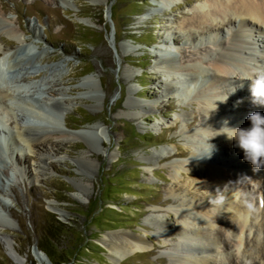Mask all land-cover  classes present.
Here are the masks:
<instances>
[{
	"label": "rangeland",
	"instance_id": "1",
	"mask_svg": "<svg viewBox=\"0 0 264 264\" xmlns=\"http://www.w3.org/2000/svg\"><path fill=\"white\" fill-rule=\"evenodd\" d=\"M206 2L0 0V47L10 50L9 62L17 61L12 57L17 51L20 62L38 72L18 83L12 81L14 73L25 71L9 69L10 85H27L0 102V264H53L39 249L43 246L55 264H175L185 256L173 248L179 237L174 231L161 236L157 225L184 226V209L207 206L214 191L201 181L207 165L236 174V189L247 194L243 206L255 212L243 232L221 224L232 242L228 249L218 240L221 258L264 264V200H259L264 167L245 161L232 140L227 145L215 137L225 121L229 127L248 126V115L264 114V105L252 103L249 76L240 70L233 78L225 75L221 87L212 83L215 71L207 69L213 76L200 78L188 92L177 78L186 72L176 70L175 76L168 67L208 65L230 52L220 46L241 28L239 20L231 30L212 27L211 35L202 30L195 41L185 35L186 22ZM2 28H13L22 39L12 40ZM251 30L238 55L256 75L264 71V50L257 41L264 35ZM166 84L176 87L165 93ZM52 91L65 102L67 128L46 124L35 136L46 139L27 148L18 133L26 109L22 102L41 106ZM211 98L220 104L210 111L219 115L207 112L204 102ZM226 110L233 113L223 119ZM62 130L82 134L72 140ZM209 144L214 146L210 156ZM168 152L177 155L163 158ZM125 232L149 239L153 250L114 258L103 239Z\"/></svg>",
	"mask_w": 264,
	"mask_h": 264
},
{
	"label": "bare ground",
	"instance_id": "2",
	"mask_svg": "<svg viewBox=\"0 0 264 264\" xmlns=\"http://www.w3.org/2000/svg\"><path fill=\"white\" fill-rule=\"evenodd\" d=\"M238 20H239V24L241 25V28L231 33V39H230L231 41H229L228 44L225 43L224 45L220 46L223 47L225 51L228 52L229 50L230 52L225 53L223 56L220 55V57L217 58L218 60L212 61L210 62V64L208 63V65L207 64L203 65V62L194 63L191 67L184 66L182 69L176 67L175 64L174 66L173 65L168 66L170 67L171 70H173V74L175 76L178 75L177 72H175L176 70L177 71L182 70V72L184 70V72H186L185 73L186 77L183 78L178 76L177 78H180L184 82L185 88L187 89L188 92H191L193 88H195L196 85L194 83L197 84V82L202 77L211 78V76L214 75L212 77L213 79L212 83L224 87L226 83V79H224L223 77L225 75L231 76V74H233V72L236 69L238 71L239 70L242 71L243 74L249 76V78H253L255 76L253 73L254 69L252 70L249 67V65H247L242 60L241 56H239L238 54H240L242 50L241 47L244 48L242 46L245 41L244 38L251 37L249 34L251 29L255 30L258 34H261L262 36L264 35V0H207L204 6L194 11V17L188 20L183 28L185 29L184 30L185 35L192 36V39L195 41L196 33L204 31L205 33H210L211 35L212 33L209 29L212 27L217 29L218 32H221V30H223L224 27L226 28L229 27L228 29L231 30L233 25L235 26ZM2 29L6 30L5 36L10 37L12 40L17 41L22 39L21 36L18 34V32L16 30H13V28H2ZM0 34L4 35L1 32ZM257 41H259L262 44L260 47L264 50V37H262L261 40H259L258 38ZM164 42L169 43L170 41L166 39L164 40ZM174 43L175 41L173 42V44ZM9 51L10 50L8 48L6 49L4 47H0V56L4 54L3 57H0V102L1 101L7 102L8 100L15 98V92L19 91L20 89L24 90L26 88L24 86L27 85V83L21 84V86L10 85L8 82L9 80H6L9 77V75L7 74L9 69L18 68L23 72L25 71L22 76L20 75V73L19 74L14 73L12 81L18 83H21V81L27 82L29 76H32L34 74H35L34 76H37L36 74H38V72L35 73L31 72L29 68H27L25 63L22 64L23 62H20L21 58L17 51L12 53V57L17 59V61L15 63L9 62L10 57H8L9 55H7L8 53H10ZM228 56L232 57V60H234L232 61L233 63L227 61ZM253 56H255V54ZM173 60L174 58H172V61ZM207 69L215 71L216 74L213 73L210 74L209 71L206 72ZM167 70L169 71V69ZM182 74L184 75V73ZM52 77L46 79L48 83L53 81ZM230 78H233V76H231ZM249 81L251 82V80ZM186 83H187V87H186ZM32 87L36 89L38 85H34ZM174 87L176 86L175 85L171 86L170 84H166L164 87V92L168 93L170 90H173ZM39 89H41V87ZM39 89L36 90L39 91ZM53 92L54 91H52V93L50 92V94H52V97L51 98L47 97V99H45L46 101H44V104H41V106H37V104L34 105L28 101L22 102L23 104L25 103L26 109L24 110V115L20 120L19 123L20 132L18 133L21 142H23V144L27 148L28 147L33 148L35 147V145L39 146L42 144L43 140L46 139V138L38 139V137L35 138L37 132L41 133V131H44L46 124L51 123L58 127L65 126L67 128V120H66L67 114H66V108H64L65 102L62 100L61 97H59L60 99L56 97V95L53 94ZM204 103L208 107L207 112L209 113V115L211 116L212 115L216 116L217 114L219 115L218 111H216L215 113L213 111L212 112L210 111L212 110L211 108L212 105L220 104L217 100L215 101L213 98H211V100H206V102ZM231 111H227V110L224 111V113H222L220 117H223L224 119V117L226 116H231L233 113V112L231 113ZM212 119L213 118L211 117L210 119L211 122L217 124V122L216 121L214 122ZM29 121L30 122L35 121L37 123L35 124L34 122H31L33 124H30ZM35 125H40V126L38 127ZM241 127H247V126H241ZM62 132L66 135L67 139L78 138L81 137L82 134L79 131L71 132L67 130H62ZM215 135H216L215 137L219 141L221 140L225 141L226 144L231 142L230 139H228L224 134L217 135V133H215ZM0 138L3 137L0 136ZM196 143H198V141ZM230 144H234V143H230ZM197 150L198 153L202 152L199 151L198 148ZM176 155H177L176 153L168 152V154L163 158L175 157ZM201 169L204 170L205 172L204 175L201 177L202 178L201 181L204 182V184L208 186L210 190H214L213 191L214 195L212 193L209 196V199L207 200L206 203L207 206L201 208L202 210L198 209V207L193 209H184L180 213V217H181L180 223L184 224V226H180V224L178 223L179 225L175 224L170 227L164 224V222H161L160 224L157 225V228L159 229L161 236L168 235L170 231H174V233L172 234H175L179 237V242L173 245V248L175 250L178 249L179 252L183 253V255L185 256H182L184 258L180 257L179 260H177L178 262L175 264H200V263H211V262L216 263L217 259L220 260L221 263L223 262L227 263L226 261L227 258L225 260L221 258L223 256H221V253L219 252L218 240H220L221 242L223 241L224 245L228 249L232 247V242L226 239V236L224 235V230L221 228V226L222 225L226 226V224H228L227 226L229 227V229H233V230L238 229V233L240 231L243 232L244 230L243 227L244 224L247 222L248 216L249 215L255 216V212H253V210L250 211L249 209H247L246 207L244 208L243 206L247 194L240 193L236 189L235 187L236 185L234 181L236 174H234L233 172H228L226 170L223 171L220 170V168L218 167L215 168L209 165H207V168H201ZM227 192L230 193V196L228 195ZM236 198L239 199L238 202L236 201ZM262 199L264 200V197L259 198L260 201ZM215 213H218V215H216V218H218V223L214 222L212 217V215H215ZM227 220L229 221V223H227L228 222ZM212 234H214L215 237H212ZM236 241L239 249L240 245L242 244V240L238 239ZM103 244L111 250V252L114 254L113 255L114 258L118 260H122L135 252H148L153 250L154 248V245L150 243L149 239L144 238L142 236L131 235L130 233H126V232L109 234L103 239ZM207 251L208 253L215 251L217 254L214 257L213 254L210 253L208 255H203V256L201 255V253ZM196 256H199L198 259ZM236 261H237L236 259L232 261L228 260L227 264H236ZM253 263L254 264L256 263L255 260L253 261Z\"/></svg>",
	"mask_w": 264,
	"mask_h": 264
},
{
	"label": "clouds",
	"instance_id": "3",
	"mask_svg": "<svg viewBox=\"0 0 264 264\" xmlns=\"http://www.w3.org/2000/svg\"><path fill=\"white\" fill-rule=\"evenodd\" d=\"M246 79L251 80L249 91L252 103L264 105V71H258L253 78ZM239 87L242 88L243 84ZM235 90L234 88L233 91ZM226 100L227 95L219 101L225 102ZM247 120L249 121L247 127H229L227 121H225L224 126L216 133L217 135L224 134L232 140L234 142L233 146L242 150L243 159L258 169L264 167V114L259 111L252 112L248 115ZM213 148L214 146L210 145L206 154L210 156Z\"/></svg>",
	"mask_w": 264,
	"mask_h": 264
},
{
	"label": "trees",
	"instance_id": "4",
	"mask_svg": "<svg viewBox=\"0 0 264 264\" xmlns=\"http://www.w3.org/2000/svg\"><path fill=\"white\" fill-rule=\"evenodd\" d=\"M61 226V225H60ZM39 249H41L48 257H49V259L51 260V262L53 263V264H55L54 263V261H53V259L51 258V256H50V254L47 252V250L45 249V247L43 246V248H41V247H39Z\"/></svg>",
	"mask_w": 264,
	"mask_h": 264
}]
</instances>
